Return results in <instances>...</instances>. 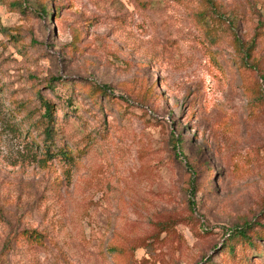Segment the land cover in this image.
<instances>
[{
  "label": "rangeland",
  "instance_id": "rangeland-1",
  "mask_svg": "<svg viewBox=\"0 0 264 264\" xmlns=\"http://www.w3.org/2000/svg\"><path fill=\"white\" fill-rule=\"evenodd\" d=\"M211 1L210 34L202 0H0V264H264V0ZM37 95L72 162L45 161Z\"/></svg>",
  "mask_w": 264,
  "mask_h": 264
},
{
  "label": "trees",
  "instance_id": "trees-1",
  "mask_svg": "<svg viewBox=\"0 0 264 264\" xmlns=\"http://www.w3.org/2000/svg\"><path fill=\"white\" fill-rule=\"evenodd\" d=\"M203 1V10L199 12L198 14V20L199 25L208 33L211 34V26L210 21L220 18L221 12L218 11L217 8H215L214 3L211 0H202ZM34 12L37 14H41L44 18H50L53 16V13L58 12L57 9L49 10L47 8L46 3H34L33 5ZM255 47V39H253L248 46L242 45L237 46L238 51L242 55V60L244 63L246 61H253V50ZM247 67V65H245ZM256 66V65H255ZM49 89L55 90L57 86H61L63 88L69 89L70 86L73 88L72 84H69L68 82L57 78L53 79V82L48 83ZM82 89L90 96L94 102L95 105L100 102V98H104V100L114 99L112 98L110 92V89L107 86H99L97 84L88 83L86 85L81 86ZM109 90V91H108ZM39 99L40 106L42 107L44 113L42 116V120L45 122V125L43 127V148L45 150V154L47 156V159L45 161L50 160H58L59 162H65L70 163L73 161L74 156L72 155L71 151H68L65 147H60L58 149L52 148V145L55 143L56 140H59L57 134H59V128H57V123L55 121V103L50 101L49 99L43 98L39 95H37ZM66 106L71 105V99H66V101H63ZM68 102V103H67ZM172 141V147L174 150H178L177 153H175L176 157H182V151L180 150L183 142L182 139L179 137H176L174 134L171 136ZM256 226V225H255ZM260 229H263L264 231V225H258ZM259 233L255 232V228L253 226V223H244L242 226L237 227L235 232L230 234L229 238L227 239L226 245H223L224 249H220L221 254L225 253L230 254V256L235 259L237 257V252L234 255V247L233 246H250L254 247V236H257ZM261 234V233H260ZM20 236H25L26 239L31 240L32 242H35L37 245H41L43 243L42 235L41 233H38L36 231H23L20 234ZM15 236L14 241L15 243L19 244L17 242V236ZM113 253H116V248L111 249ZM109 251V248H108ZM248 259L243 258L239 261V264H247ZM205 264H211V259H208Z\"/></svg>",
  "mask_w": 264,
  "mask_h": 264
}]
</instances>
